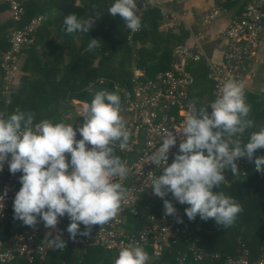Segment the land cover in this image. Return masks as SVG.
<instances>
[{
    "label": "clouds",
    "instance_id": "9594fccd",
    "mask_svg": "<svg viewBox=\"0 0 264 264\" xmlns=\"http://www.w3.org/2000/svg\"><path fill=\"white\" fill-rule=\"evenodd\" d=\"M139 12L136 0H115L108 9L110 16H119L132 32L141 28ZM63 23L67 34L89 33L88 21L74 13L66 15ZM99 42L91 38L87 50L98 48ZM208 106L210 113L206 107L197 108L195 101L189 102L179 140L173 131L166 132L149 159L162 169V174L152 176L151 189L163 200L165 215L177 223L183 220L165 199L169 193L179 204L189 206L184 209L189 221L199 217L231 228L243 207L218 189L227 182L226 170L233 176L240 173L236 163L240 158L254 162L255 170L264 173V156L255 155L264 149V127L251 132L246 143L238 138L255 123L249 118L251 106L243 85L235 80L226 81ZM83 111L84 123L75 129L73 123L50 119L34 123L32 112L0 113V171L7 162L11 174L22 173L13 201L14 219L34 230L41 222L46 229L56 230L55 236L52 231L45 233L49 249L66 247L57 229L61 217L67 215L66 231L75 242L78 235L90 236L93 226L113 220L127 196L117 178H126L129 169L115 155V145L126 148L131 135L121 116L120 95L99 90ZM177 143L178 152L169 164L170 149ZM5 196L6 192L0 194V210ZM147 260L148 253L136 244L121 248L114 264H146Z\"/></svg>",
    "mask_w": 264,
    "mask_h": 264
},
{
    "label": "trees",
    "instance_id": "16d2710c",
    "mask_svg": "<svg viewBox=\"0 0 264 264\" xmlns=\"http://www.w3.org/2000/svg\"><path fill=\"white\" fill-rule=\"evenodd\" d=\"M18 1L22 8L20 18L0 21V60L9 48L10 35L14 30L22 28L34 17L40 16L43 21L35 30L32 42L20 51L19 81L17 85L13 81L6 96L2 94L4 80L0 70V113L8 116L16 111L32 112L35 114L34 123L43 119L68 123L66 117L74 114L73 101L90 103L94 94L102 88L110 92L114 86L130 89L134 70L142 71L146 78L168 70L172 50L184 46L191 33L182 24L161 30L159 25L164 14L153 4L142 11L140 30L131 32L123 19L109 15L108 9L115 0ZM213 1L231 11L232 21L239 19L246 3V0ZM6 10L7 5L0 2V12ZM70 13L83 20L93 19L89 33H66L63 21ZM91 38L100 40L99 47L88 51ZM64 54L67 55L66 62ZM187 71L188 102L195 101L197 108L206 107L208 111V105L215 100V82L209 77V63L202 55L190 64ZM100 80L102 83H99ZM244 93L246 102L251 106L249 118L255 126L238 137L242 143L247 142L251 132L264 127V95L255 91ZM115 155L125 163L124 154L115 149ZM255 155L264 156V149L258 150ZM172 159L173 155L169 157V164ZM241 161L242 167L237 164L240 173L233 176L230 169L226 170L227 182L218 189L243 207L235 225L224 228L215 225L212 220L202 221L199 217L189 221L184 212L189 206L173 203L169 193L165 199L170 200L177 213L183 215V222L178 224L175 238L159 256L152 255L148 246H142L148 253L146 264H221L208 257L196 261L191 247L207 255L217 253L222 258L246 251L249 261L255 260L264 242V173L255 170L254 162L246 158H241ZM147 191L139 195L135 212L126 210L122 214L120 229L125 236H137L145 216H159L164 212L163 200L155 195L148 197ZM69 222L67 219L66 226ZM38 225L43 227L42 222ZM29 228L13 216L0 238L6 239L10 229L21 233ZM80 228L84 230L83 225ZM42 229L45 237L47 230ZM62 239L67 241L66 247L62 250L48 248L40 264H114L118 257L119 252L98 246L75 249L68 233ZM180 259H183L182 263ZM17 264L27 263L18 260Z\"/></svg>",
    "mask_w": 264,
    "mask_h": 264
},
{
    "label": "built area",
    "instance_id": "2783aa9c",
    "mask_svg": "<svg viewBox=\"0 0 264 264\" xmlns=\"http://www.w3.org/2000/svg\"><path fill=\"white\" fill-rule=\"evenodd\" d=\"M0 2L7 5L10 18L13 20L20 18L22 8L18 0H0ZM136 2L140 9V16L144 8L153 3L152 0H136ZM263 8L264 0H246L239 19L232 21L224 31L223 37L226 43L222 62L210 67L209 77L215 82V99L226 81L232 79L243 85L244 79L248 76L250 64L263 30ZM86 20L90 26L93 25L92 18ZM42 21V17H34L25 26L11 33L9 48L0 60V70L4 80L3 95L6 96L12 87L15 66L21 49L32 42L33 34ZM201 42L200 39H196L191 48L175 47L172 50L170 68L157 73L153 78H146L142 71L134 70L130 89L113 87L112 92L118 93L121 97V116L131 133L126 148H120L118 143L115 145V149L126 156L125 165L129 169L128 175L126 178H117V180L127 189V196L118 215L108 224L93 228L90 236L78 235L75 242L73 241L75 248L84 250L87 247L98 246L119 252L121 248L139 244L148 246L152 255L159 256L175 238L179 223L174 217L166 216L165 212L159 216H145L143 227L137 236H125L122 234L120 225L123 212L126 210L135 212L139 195L151 189L152 176L162 174L160 166L156 167L149 162V159L166 138V132L173 131L177 139L180 138L189 104L187 69L192 62L203 55ZM99 83H102V80ZM84 105L85 103L80 105L81 111L77 113L75 128L84 123ZM208 112H211L210 107ZM76 138H81L79 133ZM178 146L177 143L170 149L169 157L178 152ZM236 163L240 167L243 166L241 158ZM21 175V172L11 174L7 162L0 171V194L6 192L3 200L4 207L0 210V235L4 233L5 226L14 216L13 201L21 187L19 182ZM172 202L178 203L173 197ZM178 215L183 220V215L180 213ZM67 219V215L61 217L57 225V229L63 233L62 237L67 234ZM43 227L37 225L35 230L30 227L21 233L10 229L6 239L0 238V264H17L18 260H23L27 264H40L48 249ZM46 230L47 232L52 231L53 236L57 234L56 230ZM191 251L196 261L208 257L211 260L220 261L221 264H264V242L260 245L259 255L253 261H249L246 251L233 257L223 258L217 253L204 254L195 247H191ZM179 262L182 263L183 259Z\"/></svg>",
    "mask_w": 264,
    "mask_h": 264
},
{
    "label": "crops",
    "instance_id": "0c3cea01",
    "mask_svg": "<svg viewBox=\"0 0 264 264\" xmlns=\"http://www.w3.org/2000/svg\"><path fill=\"white\" fill-rule=\"evenodd\" d=\"M152 2L164 14L159 25L161 30L172 29L179 24L184 25L191 32L184 46L191 48L195 40L200 39L203 57L210 67L221 64L226 43L223 33L232 22L231 11L216 5L213 0H152ZM7 18H10L7 10L0 12V21ZM66 61L67 55L64 54V62ZM21 63L22 58L19 56L13 78L15 85L19 81ZM243 88L244 91H255L264 95V28L250 64V72L244 79ZM82 104L73 101L74 114L80 113ZM147 196H154L152 189L147 191Z\"/></svg>",
    "mask_w": 264,
    "mask_h": 264
},
{
    "label": "rangeland",
    "instance_id": "374dc122",
    "mask_svg": "<svg viewBox=\"0 0 264 264\" xmlns=\"http://www.w3.org/2000/svg\"><path fill=\"white\" fill-rule=\"evenodd\" d=\"M76 117H77V114L70 115V116L66 117V121L68 123H72L76 120Z\"/></svg>",
    "mask_w": 264,
    "mask_h": 264
}]
</instances>
